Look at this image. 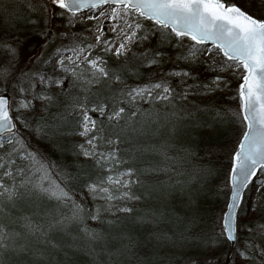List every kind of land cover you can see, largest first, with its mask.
<instances>
[{
    "label": "snow or ice",
    "instance_id": "snow-or-ice-1",
    "mask_svg": "<svg viewBox=\"0 0 264 264\" xmlns=\"http://www.w3.org/2000/svg\"><path fill=\"white\" fill-rule=\"evenodd\" d=\"M0 264H264V16L0 0Z\"/></svg>",
    "mask_w": 264,
    "mask_h": 264
},
{
    "label": "trees",
    "instance_id": "trees-1",
    "mask_svg": "<svg viewBox=\"0 0 264 264\" xmlns=\"http://www.w3.org/2000/svg\"><path fill=\"white\" fill-rule=\"evenodd\" d=\"M232 2L237 3L239 6H241L243 9H245L246 11L250 12V13H254L258 16H261V10L259 8V2L253 3V1L251 0H232ZM76 32H79L81 35H84L83 31L80 28H76L75 29ZM194 75H197L201 81H209L212 78V73L208 70V68L203 65H197V71L194 73ZM226 75V74H225ZM235 84L236 81L235 79H232L231 81V89L230 91L234 93L235 91ZM228 95L224 94L223 96L219 97V101L221 104H223L225 107L229 106V100H228ZM163 108V106H161V109ZM238 127V125H237ZM235 137V132L230 131L227 134V138L229 140V143L233 140V138ZM195 138V137H194ZM226 137L225 136H221L218 139L220 141H223ZM33 144H35L36 147H39L42 151L45 150V144L46 142L44 141H39L38 138H34L32 140ZM161 143L163 141H160ZM181 147L180 144H175L170 150H169V155L170 156H178L179 153V148ZM48 154L50 155L52 161L54 163H63L64 162V158L61 156L60 153H53V152H48ZM222 163L226 166L227 162L226 159H223ZM162 179H167V176H165L163 173L161 174ZM73 195V197L78 201V202H83V192L79 189V188H74L73 192L71 193ZM224 201V197L221 196L219 199V204L222 205ZM55 205V202H46L45 203V207H52ZM89 207H91V203L89 202ZM137 207H142V204L137 203L136 204ZM210 206H212L213 208H216V210L218 211V207H217V201L215 197L211 198L210 201ZM64 211H67V209H64ZM96 222H92L93 226H95Z\"/></svg>",
    "mask_w": 264,
    "mask_h": 264
},
{
    "label": "rangeland",
    "instance_id": "rangeland-1",
    "mask_svg": "<svg viewBox=\"0 0 264 264\" xmlns=\"http://www.w3.org/2000/svg\"><path fill=\"white\" fill-rule=\"evenodd\" d=\"M251 1H253V0H251ZM257 2H259V8H260V10H261V16H264V8L261 7V0H257ZM77 28H80V27H77ZM55 29H60V31H64V27H63L61 21L57 20V21L55 22V27H54L53 30H55ZM80 29H81V28H80ZM81 30H82V29H81ZM82 31H83V30H82ZM83 33H84V35H89L88 33H85L84 31H83ZM30 51H31V49H30ZM225 94H227V92H226ZM227 95H228V94H227ZM228 96H229V95H228ZM228 100H229L230 102H229V106H227V107H232V108L234 109V108H235V101L232 99L231 96L228 97ZM234 141H235V137H234L233 140L229 143V145L231 146V144L234 143ZM32 143H33V142H32ZM33 145L35 146V144H33ZM224 159H226V162L228 163V160H227V156H226V155L224 156Z\"/></svg>",
    "mask_w": 264,
    "mask_h": 264
}]
</instances>
